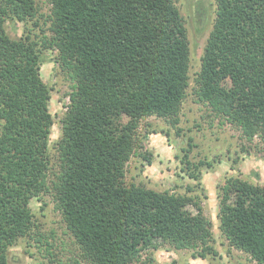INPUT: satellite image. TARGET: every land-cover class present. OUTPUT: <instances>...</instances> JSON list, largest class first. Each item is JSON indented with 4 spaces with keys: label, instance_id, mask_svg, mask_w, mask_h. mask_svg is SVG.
Listing matches in <instances>:
<instances>
[{
    "label": "trees",
    "instance_id": "trees-1",
    "mask_svg": "<svg viewBox=\"0 0 264 264\" xmlns=\"http://www.w3.org/2000/svg\"><path fill=\"white\" fill-rule=\"evenodd\" d=\"M47 1L48 33L39 42L11 38L4 27L7 19L33 18L35 0H0V264H11L9 247L33 224L29 200L43 192L53 195L90 264H162L142 255L161 245L191 249L193 257L216 254L198 196L124 179L140 120L177 123L189 87L187 30L174 1ZM215 3L193 93L264 150V0ZM44 49L57 51L72 82L52 180L50 87L39 72ZM184 151L188 176L198 179L199 166ZM218 199L229 246L264 264V185L229 176Z\"/></svg>",
    "mask_w": 264,
    "mask_h": 264
},
{
    "label": "rangeland",
    "instance_id": "rangeland-1",
    "mask_svg": "<svg viewBox=\"0 0 264 264\" xmlns=\"http://www.w3.org/2000/svg\"><path fill=\"white\" fill-rule=\"evenodd\" d=\"M173 1L187 30L189 87L177 123L157 116L140 120L135 153L125 165L124 179L127 184L135 183L157 191L170 190L198 196L210 221L212 245L217 253L204 258L193 257L191 249L161 245L157 249L143 251L142 255H151L162 264L173 260L180 264H257L246 253L229 246L219 228L218 186L229 176L264 185V150L258 145V138L253 141L244 139L237 127L222 123L206 105L195 99L193 93L201 56L215 19V0ZM35 4L37 11L33 18L26 21L6 20L4 27L11 38L29 35L40 42L44 32L48 33L49 3L47 0H35ZM56 57L55 49H44L40 53L39 65L41 78L50 87L48 108L53 118L48 141L49 180L54 179L59 171L55 144L61 135V119L72 85ZM184 149H189L190 161L199 166L198 179L188 176L182 160ZM145 155L149 159L144 158ZM187 186L192 190H187ZM29 206L33 224L26 236L9 247L11 264H90L82 257L78 244L66 228L51 192L30 198Z\"/></svg>",
    "mask_w": 264,
    "mask_h": 264
}]
</instances>
